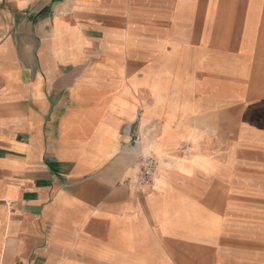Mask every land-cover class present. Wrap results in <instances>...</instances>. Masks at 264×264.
<instances>
[{
  "label": "crops",
  "instance_id": "crops-1",
  "mask_svg": "<svg viewBox=\"0 0 264 264\" xmlns=\"http://www.w3.org/2000/svg\"><path fill=\"white\" fill-rule=\"evenodd\" d=\"M0 264H264V0H0Z\"/></svg>",
  "mask_w": 264,
  "mask_h": 264
},
{
  "label": "built area",
  "instance_id": "built-area-1",
  "mask_svg": "<svg viewBox=\"0 0 264 264\" xmlns=\"http://www.w3.org/2000/svg\"><path fill=\"white\" fill-rule=\"evenodd\" d=\"M138 171L133 181H126L140 190L152 184L158 173V161L151 154H141L137 158Z\"/></svg>",
  "mask_w": 264,
  "mask_h": 264
}]
</instances>
